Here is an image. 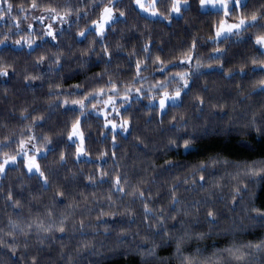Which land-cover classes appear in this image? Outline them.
<instances>
[{"label":"trees","instance_id":"obj_1","mask_svg":"<svg viewBox=\"0 0 264 264\" xmlns=\"http://www.w3.org/2000/svg\"><path fill=\"white\" fill-rule=\"evenodd\" d=\"M13 4L12 16L22 15L18 12L16 5L26 6L30 0H9ZM40 3H52L58 7L65 4L71 5L73 8L81 4L82 0H38ZM87 4V0H83ZM126 6L128 15V24H116L115 34L111 29L108 30L106 42L115 43L117 39L124 44V49L121 50V55L113 57L111 64H105L99 60L95 54L91 55V59L87 60L83 66L81 61L77 59L80 56L81 50L86 47L87 41L76 43L73 40V35L77 28V23L73 21L70 31H66L58 40L59 46L64 49L62 59L63 67L59 71H49L47 59L45 63L39 67L33 66L35 54L29 56L25 47L19 51H12L14 45L6 47L0 45V58L5 61L12 62L20 73L18 76L9 78L0 77V138L4 135L19 137L21 132L27 131L24 125L31 122V117L34 114L44 113L48 116L49 101L58 98L57 93L62 97L72 90L71 86L75 83L84 85L85 90L89 87H95L104 84L111 76L113 79L128 82L132 80V72L130 70L129 59L132 64L135 63L137 57L145 56L142 45L151 40L150 55L145 60V65L140 75L144 76L148 84L159 78V68L153 64L152 58L155 55H160L162 59L172 61L173 57H178L189 47L193 38L196 40L194 56H199L202 60H207L212 55V49L215 45L208 41V37L212 35V24L214 20L219 19L217 13H201L197 11V0H190L191 7L184 12L183 17L174 19L171 25L167 23H146L142 18L144 14L137 16L131 11L130 0H122ZM264 4V0H247V9H259ZM6 7V5H4ZM84 9L82 8L81 11ZM264 10V9H261ZM36 11L31 13L36 15ZM99 9L89 11V18H95ZM29 15L28 21H23L21 27L25 28L27 22L35 25L37 32L41 29V22L31 19ZM75 13H73V16ZM47 22V18L45 20ZM59 29L61 27L68 29V25H61L59 22H53ZM86 19L81 17L79 26L83 27ZM10 16L0 18V35L5 31H14L10 29ZM136 24L137 28H132L131 25ZM150 34V35H149ZM23 35V33H16ZM16 36H13L15 39ZM234 39V38H233ZM228 47L229 63L225 67L234 65L238 68L240 61L244 56L252 55L254 50L251 45L245 44H226ZM51 48L53 52L57 49L51 44L46 45L45 49ZM97 51L100 46L96 45ZM135 49L136 56L129 57V53ZM42 49H37V53ZM175 63V61H173ZM33 74L42 73L35 81H31L29 86H25L27 82L23 80L24 69ZM107 68V73L104 70ZM171 71V69H169ZM104 73L101 77H96V73ZM192 90L184 97V103L178 108H169L168 115L163 118V123L159 122L153 112H148L144 107L147 105L146 99L133 97L129 101L127 111L122 115H128L131 118V130L127 133L117 135L116 147H113L111 136L112 133L103 128V119L91 113L82 120V130L85 134L84 147L88 155L87 158L81 157L77 162L73 155L75 145L65 143L66 122H69L76 115L74 112L62 113L59 109L52 110L51 116L43 123H36L33 132L37 136L43 133H49L55 144H57L56 152H49L47 157L40 160L41 166L46 170L54 169L53 178L55 184L50 180L47 188H42L40 182L35 175L29 176L24 174L26 169L22 166L9 167L7 174L0 178V229L6 233L8 228L9 217L13 220H22L27 222L29 217L39 216L45 221L49 220L47 210L51 209L50 219H58L62 214L68 215L66 224L68 231L64 234L66 251L76 247V243L82 239H90L96 245L97 249L103 253L98 257H89L98 262V264H141V258L137 252H130L127 257L111 255L109 249L115 243L117 235H126L124 244L135 246L139 243L146 246L150 243L149 240L143 239L149 235L154 229L149 228V224L155 217L150 216L148 221L143 219L142 201L136 200L134 203L133 197L127 194L130 185H137L147 191L153 193L151 202L154 208L163 206L165 215L169 214L168 198L170 195L169 185H178L177 194L180 197V207L186 204H191L197 199H203L206 195L196 186L191 185L193 177L188 175L191 168L200 160H208L210 156L219 154L226 157L228 163L218 165H209L206 171V185L212 187V201L214 206L219 211L218 223L209 230L207 222L204 220L205 209H201L197 215L193 213L190 216H183L182 212L176 213V219L167 220V226L170 229L180 230L182 227H187L190 232L202 231L206 235L202 238L191 236L182 245L181 251L186 255L195 257V264L205 261L207 258L208 264H215L213 253L216 256L220 255L218 249H224L229 244L235 242L237 244H247L248 241L255 242L264 238V227L258 223L253 224L248 217L254 215L250 211H245V207L250 209L253 204L249 203V192L253 191L252 185H249V192L241 193L243 199L238 197L237 202L233 206V201L230 199V193L233 185L238 181L233 179L236 167L234 162L243 163L249 160H260L264 158V136L246 134L247 130L244 124L255 109L258 118L261 115L260 104H264V97L253 96V102L247 101L240 103L237 101L236 82L247 85L248 80H240V77H234L232 80L223 78L222 73L210 72L205 70L203 76H194ZM61 85L60 89L55 88V84ZM136 81L135 84H138ZM49 84L53 85L52 95L49 96ZM207 87V92H204V87ZM5 88L7 91H5ZM247 91V88L244 89ZM196 92H200L206 99L212 103L222 102L224 108L212 109L210 104L206 102L203 111H198L194 107L192 99ZM79 94V93H77ZM21 109L26 110L27 120L21 118ZM214 113H219L215 115ZM247 113V115H246ZM175 115L177 121L186 120L188 127H181L178 130L173 129L170 125L175 121H170V117ZM151 117V119H149ZM231 118V119H230ZM231 126L236 131H214V126ZM205 126H210V131L207 135L197 131ZM60 132L63 139L56 135ZM105 131L106 135H101ZM185 131H195V134L200 137L195 141V150L191 153H185L182 149L168 147L169 136L182 134ZM140 139L137 140L136 137ZM242 141L248 142L251 147L245 149L241 147ZM2 142V141H0ZM63 147L67 159L63 166L53 163L59 153V148ZM15 144L9 146V149H14ZM104 151L106 156L99 158L98 152ZM116 156L113 158L112 153ZM171 157L174 166L162 170L164 161ZM100 163L101 167L109 172V176L105 178L106 182H96L94 185L84 179V176L96 173V163ZM22 165V161L20 162ZM118 174L121 177L127 176L128 182L125 184L126 192L119 193L114 189L111 190L113 201L108 200L110 191V179L112 175ZM211 175L213 178H219V188L212 185V181L207 179ZM188 179L185 184L184 180ZM198 179V176L196 177ZM99 180V177H98ZM143 181V183H140ZM124 181L122 180V183ZM11 187L14 198L21 199L20 206H14L7 201V191ZM241 187H243L241 185ZM56 188H59L63 193V197H56L54 193ZM260 192V196L255 200L256 207H264V189H255ZM69 205L71 207H69ZM126 206H131L134 210L135 217L132 222H129L128 216L122 211ZM105 212L115 211L116 216L100 217V223L97 222L100 210ZM70 213V215H69ZM183 219L185 225L181 226L178 221ZM81 220L85 222L84 234L79 231V223ZM198 221V223H197ZM102 223H107L110 226V232L105 233ZM75 224L77 231L71 230ZM99 229L93 235L91 227ZM126 228L128 232L122 234L119 228ZM138 233V235H133ZM3 235V233H0ZM36 232L33 229L30 234L29 248L20 247L17 249L16 255H11L7 248L0 247V264H18L20 254L27 251L29 255L40 250L42 264H47L49 257L56 264H61L59 257V237L56 233L58 241L51 244L45 240L43 245H38L36 241ZM42 236H47V233H41ZM6 239H10L7 238ZM157 241L159 237H156ZM19 243L23 245L24 239L18 237ZM100 245H104L103 248ZM251 254L242 264H264V252L248 250ZM225 264H236L230 257L224 254ZM30 264V262H29ZM143 264H181V258L175 254V240L164 244H158L155 258H145Z\"/></svg>","mask_w":264,"mask_h":264},{"label":"snow or ice","instance_id":"obj_2","mask_svg":"<svg viewBox=\"0 0 264 264\" xmlns=\"http://www.w3.org/2000/svg\"><path fill=\"white\" fill-rule=\"evenodd\" d=\"M6 5V7H4ZM131 11L135 12L137 16L143 15V19L146 23H167L169 26L174 19L183 17L184 12L188 11L191 7L190 0H130ZM18 12L22 15L12 16L13 4L9 0H0V18L10 16L11 21L14 24H10V29L14 28V31H5L0 35V45L11 47L12 51H19L27 48V54L32 56L35 54L33 60V66L39 67L45 63L49 66V71H59L63 67L62 59L64 55V49L59 46V38L64 35L66 31H70L73 21L77 23L76 31L73 35V40L76 43L87 41L86 47L81 50V54L77 59L81 61V65L91 59V55L95 54L99 57V60L105 64H111L113 57L121 55V50L124 49L125 45L120 43L117 39L113 44L106 42V36L108 30L111 29L115 34L116 24H128V15L126 13V6L123 5L122 0H87L85 4L82 0L81 4L73 8L69 4L58 7L52 3H40L38 0H30V2L24 5H16ZM84 9L81 11V9ZM39 9L40 15H31L32 12ZM93 9H99L95 18H89V11ZM264 4L259 9H247V0H197V11L201 13H217L219 19L214 20L212 24V35L208 37V41L215 45L212 49V55L207 60H202L199 56H194V50L196 47V40L193 38L191 44L182 54L178 57H173L172 61L162 59L160 55H155L152 58V62L159 68V78L155 79L150 84H146L144 87L136 86V81H145V77L141 76L140 73L145 65V60L150 55V43L145 42L142 45V49L145 53L143 57H137L135 63L132 64L129 59L130 70L134 68L132 72V80L128 82L119 81L113 79L111 76L105 81L104 84L97 85L95 87H89L85 90L84 85L81 83H75L71 86L72 90L62 97L57 93L58 98L56 100L49 101L48 116L44 113L34 114L31 117V122L24 125V129L27 130V135L21 132L18 138L4 135L0 138V178L7 174L9 167L22 166L26 169L24 174L33 176L35 175L40 182L42 188H47L50 180L55 184L53 178L54 169L46 170L41 166L40 160L47 157L49 152L57 151V144H55L49 133H43L41 136H37L34 132V126L36 123H43L48 119L52 110L59 109L62 113L69 111L76 113L75 117L69 122H66L63 131H66V141L69 145H75V152L73 155L76 157L77 162L82 155H87L84 141L85 134L82 130V120L91 113L102 114L103 128L107 129L112 133L111 140L113 147H116L117 135L121 133H127L131 130V118L128 115H122L127 111L129 101L133 99V94L136 98L146 96L148 103L144 107L148 112H153L159 117V122L163 123V118L168 115V109L178 108L184 103V97L189 94L192 90V84L194 83V76H203L205 70L210 72H218L223 74V78L226 80H232L234 77H240V80L247 78L248 83L244 85L240 81L236 82L237 89V100L233 101L236 103L239 101L243 103H259V101L253 102L251 97L258 96L264 97ZM73 13L75 15L73 16ZM29 15L31 19L41 22V29L37 32L35 25L31 22H27L26 27L22 28L21 23L28 21ZM81 17L86 19V23L83 27L79 26V20ZM47 18V22H45ZM59 22L61 25H68V29L63 27L57 28L53 22ZM132 28H137L136 24L131 25ZM23 33V35H16V33ZM150 35V34H149ZM13 36H16L13 39ZM234 38V39H233ZM11 41V45H9ZM245 44L251 45L254 50L252 55L244 56L239 63L238 68L234 65L225 67L226 63H229L228 47L226 44ZM52 45L57 50L53 52L51 48L45 49L46 45ZM100 46V50L97 51L96 45ZM37 49H42L37 53ZM129 57L136 56L135 49L129 54ZM175 61V63H173ZM194 61V62H193ZM171 69V71H169ZM107 68L104 73H107ZM104 73H96V77H101ZM20 73L15 68L14 64L9 61H5L0 58V77L9 78L18 76ZM42 73L33 74L24 69L23 80L26 83V87L31 84V81L37 80ZM0 83H6L0 81ZM53 85L49 84V96L52 95ZM56 89H60L59 83L55 84ZM247 88V91L244 89ZM5 91L7 89L5 88ZM207 92V87L203 89ZM79 93V94H77ZM103 97V99H102ZM194 107L198 111H203L204 105L210 104L212 109L224 108V103H212L211 100L206 101L205 97L200 93L196 92L193 97ZM124 105L125 107H120ZM112 109V112L107 111L108 108ZM261 115L258 118L257 111L253 109L250 116L244 124V128L247 130L248 135L255 134L264 136V104H260ZM91 110V111H89ZM219 115V113H214ZM115 115L121 117L119 122L116 119H111L110 116ZM247 115V113H246ZM21 118L24 120L28 119L26 110L21 109ZM151 119V117H149ZM231 119V118H230ZM170 121L173 129L178 130L181 127L187 128L188 123L186 120L177 121L175 115L170 117ZM214 131H225L232 132L236 131L230 125L214 126ZM207 135L210 131V126H205L201 129H197ZM56 135L61 136L60 132H56ZM101 135H106L105 131L101 132ZM195 134V131H185L182 134H176L169 136L168 147L175 148L176 150H183L185 153H191L195 150V141L199 139ZM140 139L139 136L136 137ZM15 144V148L9 151V146ZM241 147L248 149L251 145L242 141ZM99 158L106 156L104 151H100L97 154ZM115 158L116 153H112ZM67 155L63 147L59 148L58 156L53 163L63 166L66 162ZM22 161V165L20 162ZM229 161L226 157L210 156L208 160H200L195 164L191 171L188 173L193 177L191 181L192 186L198 187L202 192H205V197L193 201L191 204H186L184 207H180L181 201L177 194L178 185H169L170 195L168 198V208L170 209L169 214L165 215V209L163 206L160 208H154L151 202L153 193L146 191L142 187L137 185H130L127 194L133 197V203L136 200L142 201L143 219L148 221L150 216L155 217L149 224V228L154 229L149 235L143 237L145 240H149L150 243L146 246H142L137 243L135 246L124 244V240L127 238L126 235H117L114 245L109 249V254L127 257L130 252H137L141 258V264L144 259L151 257L155 258L156 249L158 244H164L175 240V254L181 258V264H195V257L186 255L181 251L184 242L196 236L202 238L206 235L205 232L196 231L190 232L187 227H182L180 230L170 229L167 226V220L176 219V213L182 212L183 216H190L193 213L199 214L201 209H205L204 220L209 226V230L218 223V216L220 215L217 208L214 206L212 197V187L206 185V171L209 165H218L221 163L227 164ZM236 172L233 175V179H236L238 183L233 185L230 199L233 201V206L237 202L238 197L243 199L241 196L243 192H249V185H252L253 191L249 192V203L253 206L248 209L245 207V211H250L254 215L248 217L253 224H259L264 227V207H256L255 200L259 198L260 192L255 189H264V158L260 160H249L243 163L234 162ZM174 166V162L171 157L164 161L162 170L171 168ZM96 173L84 176V179L93 185L96 182H106L105 178L109 176V172L104 170L100 163H96ZM198 176V179L196 178ZM208 180L212 181V185L219 188V178H213L211 175L207 176ZM122 180L124 181L122 183ZM128 182L127 176L121 177L118 174L112 175L110 179V191L108 200L113 201L111 190L114 189L116 192L125 193V184ZM140 183H143L141 181ZM184 183H188V179L184 180ZM241 185L243 187H241ZM64 193L56 188L54 193V199L56 197H63ZM7 201L14 205L20 206L21 199L19 197L14 198L13 191L9 187L7 191ZM69 207H71L69 205ZM129 218V222H132L135 217L134 210L131 206H126L122 210ZM51 209L47 210L49 217L48 221L36 216L29 217L27 222L22 220H13L9 217L8 228L9 230L4 233L3 229H0V247L7 248L11 255L15 256L17 249L23 247L24 249L29 248L30 234L33 229L36 232V241L38 245H43L45 240H48L51 244L54 241H58L56 233L60 234L59 237V257L61 264H98L97 261L89 259V257H98L103 255L99 251L96 245L90 239H82L76 243V247L72 250L66 251L65 249V237L64 234L68 231V225L66 221L68 215H61L58 219L52 220ZM118 213L115 211L105 212L104 209L100 210L97 222L100 223V217L103 216H116ZM70 215V213H69ZM178 223L181 226L185 225V221L180 219ZM198 223V221H197ZM92 229L93 235L96 234L99 229L88 225ZM102 227L105 233L110 232V226L107 223H102ZM85 222L81 220L79 223V231L84 234ZM71 230L77 231L76 225L73 224ZM119 232L125 234L128 232L126 228H119ZM41 233H47L49 235L42 236ZM133 235H138L134 233ZM22 236L24 239L23 245L19 243L18 237ZM10 238V239H6ZM159 237V240L155 239ZM101 248L104 245H100ZM262 251L264 252V238L259 240L248 241L247 244H237L235 242L229 244L224 249H218L220 252L219 256L213 253L215 264H225L224 254L230 257L236 264H242L246 258L251 254L250 251ZM42 264L40 250L34 254L29 255L27 251L20 254V260L18 264ZM47 264H56L55 261L49 257ZM200 264H208L207 258Z\"/></svg>","mask_w":264,"mask_h":264},{"label":"rangeland","instance_id":"obj_3","mask_svg":"<svg viewBox=\"0 0 264 264\" xmlns=\"http://www.w3.org/2000/svg\"><path fill=\"white\" fill-rule=\"evenodd\" d=\"M36 15H40L37 11H36V13H35ZM194 62V61H193ZM146 84H148V81H143V82H141V81H139V83L138 84H136V86H141V87H144ZM150 84V83H149ZM133 97H136L135 96V94H133ZM146 99V101L148 102V100H147V98H146V96H142V97H139V99ZM102 99H103V97H102ZM120 107H125L124 105H120ZM89 111H91V110H89ZM107 111L109 112V113H111L112 112V109L109 107L108 109H107ZM96 114V113H95ZM97 115H99L102 119H104V117H103V115L102 114H97ZM110 118L111 119H116L118 122H119V120H120V118L121 117H118V116H115V115H112V116H110ZM25 135H27L28 133H27V131H25V132H23ZM20 136V135H19ZM39 137V136H38ZM18 138V137H17ZM12 149H9V151H11ZM81 157H84V158H87L88 157V155H82Z\"/></svg>","mask_w":264,"mask_h":264}]
</instances>
